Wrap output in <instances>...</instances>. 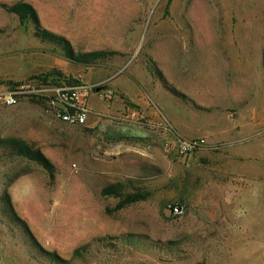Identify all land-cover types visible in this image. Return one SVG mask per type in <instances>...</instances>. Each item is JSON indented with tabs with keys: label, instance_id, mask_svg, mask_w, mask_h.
I'll return each instance as SVG.
<instances>
[{
	"label": "rangeland",
	"instance_id": "1",
	"mask_svg": "<svg viewBox=\"0 0 264 264\" xmlns=\"http://www.w3.org/2000/svg\"><path fill=\"white\" fill-rule=\"evenodd\" d=\"M14 1L0 0V139L54 171L0 146L17 217L0 202V264H49L40 250L67 259L89 241L70 264H264V0H171L166 13L167 0H25L75 51H114L89 64L35 37L2 6ZM68 79L87 85L82 124L54 112ZM116 182L139 197L101 194Z\"/></svg>",
	"mask_w": 264,
	"mask_h": 264
},
{
	"label": "trees",
	"instance_id": "2",
	"mask_svg": "<svg viewBox=\"0 0 264 264\" xmlns=\"http://www.w3.org/2000/svg\"><path fill=\"white\" fill-rule=\"evenodd\" d=\"M171 0H167L165 4V13L167 12L168 5ZM4 9L7 12L13 13L19 21H29L32 25L33 29V35L37 37L38 39L42 41H48L51 42L57 46H59L64 56L76 63H84L89 64L92 62H95L96 60L103 59L109 55L114 54V51L107 50V49H94V50H88V51H75L68 39H66L64 36L57 34L48 28L44 27L41 22L38 15V12L36 8L28 1L25 0H17L10 4H2ZM148 70L156 77H158L165 86L166 82L164 80V77L162 76L160 70L156 67L155 63L153 61L147 63ZM7 84H19L20 81H12V80H6L2 81ZM70 79L67 80V84H70ZM169 90L174 93L175 95L184 97L185 95L183 93H179L176 89L173 87H167ZM0 146L4 149L10 151L13 154L24 156L30 160H34L37 163H39L45 170H47L50 174H53L54 171V165L49 161V159L36 147H34L32 144L26 143L24 140L16 138V137H6L0 139ZM101 194L103 195H115V196H121L123 197V203H129L135 201L139 195L136 193H123L122 192V183L116 182L111 183L103 186L100 190ZM0 202H3L7 207L2 206L1 210L6 213L10 214L11 220L15 221L17 217L12 212V210L9 212V195L7 193H2L0 196ZM139 235H135L132 233H123L118 237V240L121 243H127V244H137L140 239L138 238ZM106 240L105 237H98L93 239V241H101ZM92 241L85 242L84 244H81L80 246L74 248L72 251V254L69 258L64 259L63 257L59 256L54 251H48V250H40L42 256L45 258V260L49 264H70L71 260H73L76 257H80L84 254L86 250L90 247ZM111 246H116V243H109Z\"/></svg>",
	"mask_w": 264,
	"mask_h": 264
},
{
	"label": "built area",
	"instance_id": "3",
	"mask_svg": "<svg viewBox=\"0 0 264 264\" xmlns=\"http://www.w3.org/2000/svg\"><path fill=\"white\" fill-rule=\"evenodd\" d=\"M20 86L16 89L20 91ZM13 98L9 95V102ZM51 102L55 105L54 112L62 121L69 124H82L86 121L90 112L88 103L87 85L84 83L71 82L70 84L60 85L54 88V96ZM167 127H164L166 131ZM200 145L199 139H177L175 146L180 152H189ZM175 212H179L180 208L175 206Z\"/></svg>",
	"mask_w": 264,
	"mask_h": 264
}]
</instances>
